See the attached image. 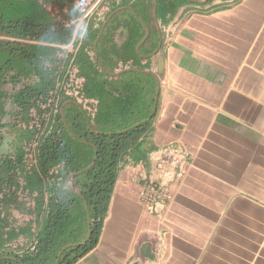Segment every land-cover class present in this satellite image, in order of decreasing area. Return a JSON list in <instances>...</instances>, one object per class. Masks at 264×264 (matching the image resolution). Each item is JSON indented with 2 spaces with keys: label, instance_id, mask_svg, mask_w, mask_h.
I'll return each instance as SVG.
<instances>
[{
  "label": "crops",
  "instance_id": "obj_1",
  "mask_svg": "<svg viewBox=\"0 0 264 264\" xmlns=\"http://www.w3.org/2000/svg\"><path fill=\"white\" fill-rule=\"evenodd\" d=\"M96 2L60 8L61 25L91 9L62 66L46 65L59 76L64 129L73 139L74 123L83 133L140 132L119 164L97 244L71 264H264V0ZM170 149L183 154L182 175L151 209L140 190L161 180L160 165L176 169ZM74 152L78 164L88 160ZM31 162L36 169L38 157ZM21 187L35 194L0 205L3 257L60 264L66 249L87 243L79 194L69 231L40 252L53 183Z\"/></svg>",
  "mask_w": 264,
  "mask_h": 264
},
{
  "label": "trees",
  "instance_id": "obj_2",
  "mask_svg": "<svg viewBox=\"0 0 264 264\" xmlns=\"http://www.w3.org/2000/svg\"><path fill=\"white\" fill-rule=\"evenodd\" d=\"M47 1L71 7L77 0ZM47 15L41 7L40 0H0V35L67 44L72 32L50 23ZM49 50V46L39 43L22 45L16 40L0 39V205L8 204L9 201L18 202L20 196L28 193L35 194L34 190L29 192L27 187H21L24 181L32 185L46 176L53 183L48 206L44 209L47 212L45 227L39 240V244H43L40 250L42 252L55 247L57 237L69 231L73 224L75 217L69 208L70 202L81 200L80 195L85 198L91 213L92 232L87 243L70 247L62 253L60 264H71L97 244L119 164L126 148L136 141L140 129L132 127L124 133L102 131L97 133L90 127L83 133L81 123H74L73 134L77 138L73 139L68 135L61 137L57 132L46 136L37 148V168L28 169L23 163V157L26 148H30L32 144L33 133L24 132L18 135L20 129L16 123L21 122L32 109H40L41 102L46 100L55 88L56 71L49 69L45 62ZM33 77L35 78L33 81H27ZM7 84H11V90L4 88ZM8 102L16 109V113L11 123H4L2 118L7 112ZM4 128L9 129V132L7 131L9 135H17L11 142V149L7 151L3 150ZM82 137L93 145L81 142L79 139ZM95 148L97 159L94 164L81 174L73 176L68 187L66 180L70 174L93 162ZM74 150L82 153L88 161L78 164ZM3 256L5 255L0 254V257ZM40 256L37 254V257H24L23 260L38 261ZM0 264L19 262L3 257Z\"/></svg>",
  "mask_w": 264,
  "mask_h": 264
},
{
  "label": "rangeland",
  "instance_id": "obj_3",
  "mask_svg": "<svg viewBox=\"0 0 264 264\" xmlns=\"http://www.w3.org/2000/svg\"><path fill=\"white\" fill-rule=\"evenodd\" d=\"M84 6L88 7L89 4L87 3ZM50 12L52 13V16L51 15L50 17L48 15H47L48 17L46 16L47 18H50V21H49L50 23L58 22V20L62 19L60 17L61 13H59L60 8L54 7L52 8ZM70 16H72V14ZM5 38L7 37L4 35H0V39H5ZM16 41L21 42L22 45L36 44L34 42H31L30 40H25V39H20ZM66 52H67V49H64V48L50 47V50L48 51L46 58H45L46 65L50 68L51 67L57 68L59 66H62V61L60 58H62V56H64ZM58 83H59V76H57V80L55 81L54 90L47 97L46 100L41 102L40 109H32L28 113V115L22 119L21 122L16 123L18 129H20V131L18 132V135H21L24 132L33 133L32 144L31 146H29L30 148L28 149L26 148L25 150V153L28 152L30 157L29 158H27L26 156L23 157V160H24L23 163L27 166V168H28V165H27L28 160H31V159H34L35 161L37 160V148L43 138L53 133L55 134L56 132L58 136H61V137H64L66 135V131H64V129L60 126L61 116L59 112L57 111L59 109V105H61V102H62L61 101L62 94L59 96ZM4 88L11 90L12 86L11 84H7ZM12 108H13L12 105L10 104V102H8L7 110H12ZM6 120L7 121L9 120L8 116L4 119V121ZM7 131L9 132V129L7 128L2 129V133L4 134V137H3V150L4 151L11 149V142L17 136L15 134L9 135ZM30 168L31 170L34 169V167L32 166Z\"/></svg>",
  "mask_w": 264,
  "mask_h": 264
},
{
  "label": "built area",
  "instance_id": "obj_4",
  "mask_svg": "<svg viewBox=\"0 0 264 264\" xmlns=\"http://www.w3.org/2000/svg\"><path fill=\"white\" fill-rule=\"evenodd\" d=\"M100 0H97L96 3H94V5H97L98 2ZM41 3V7L42 9H47L48 6H52V7H58V8H63L65 6H59L53 2H49L47 0H40ZM82 0H77L74 2V5L71 7H65V8H72L74 7L76 4H81ZM93 5V6H94ZM91 12V9H88L87 12H85L83 14V16H79V18L73 20V18L71 20L68 21V23L66 25H61L59 24V22H54L56 27L62 26L64 29H68L70 30L72 33L71 35V40L69 44H57V43H52V44H48V46L50 47H56V48H64V49H72L75 40L78 37V33L80 32L83 23H84V19L85 17ZM50 15L52 16V13L50 12ZM13 40H20L17 38H12ZM31 41V40H30ZM34 43H37L35 41H31ZM46 44V43H43ZM35 78H31L30 80L27 81H33ZM26 82V81H25ZM58 89H59V85H58ZM63 95V91H59V96ZM61 95V96H62ZM62 101V100H61ZM60 106V105H59ZM59 112V109L57 110ZM61 123V127L64 129V125L62 123V120L60 121ZM65 131V129H64ZM67 135V132H66ZM168 152L171 154L172 156V164L177 167L181 164L182 160H183V154L181 152H179L178 150L175 149H170L168 150ZM29 155V154H28ZM27 157V156H26ZM32 160V159H31ZM31 160L27 161V165L28 168L31 169L30 167H33V163L31 162ZM30 161V162H29ZM31 165H30V164ZM161 170V180L160 181H155L152 182L150 184H147L145 186L142 187V189L140 190V196L142 198V200L145 202V204L153 209L154 206L160 202H165L168 200L169 196H170V191H169V185L176 181L177 179H179L182 175V172L179 169H174V170H164L162 165H160Z\"/></svg>",
  "mask_w": 264,
  "mask_h": 264
},
{
  "label": "water",
  "instance_id": "obj_5",
  "mask_svg": "<svg viewBox=\"0 0 264 264\" xmlns=\"http://www.w3.org/2000/svg\"><path fill=\"white\" fill-rule=\"evenodd\" d=\"M5 39L12 40V38H9V37H7V38H5ZM37 43H39V44H43V42H37ZM96 159H97V151H96V153H95V155H94V160H93L92 164H91L90 166L86 167V169H83V170H80V171H77V172L72 173V174L68 177L67 181H69V179H70L72 176H75V175L81 174L82 172H84V171H86L88 168H90V167L94 164V162H95ZM85 206H86V209H87V212H88V221H89V233H88V237H87V239H88L89 236H90V234H91V218H90L89 206H88V203H87V202L85 203ZM83 243H84V242H83Z\"/></svg>",
  "mask_w": 264,
  "mask_h": 264
},
{
  "label": "flooded vegetation",
  "instance_id": "obj_6",
  "mask_svg": "<svg viewBox=\"0 0 264 264\" xmlns=\"http://www.w3.org/2000/svg\"><path fill=\"white\" fill-rule=\"evenodd\" d=\"M8 104V103H7ZM11 104V103H10ZM12 105V104H11Z\"/></svg>",
  "mask_w": 264,
  "mask_h": 264
}]
</instances>
